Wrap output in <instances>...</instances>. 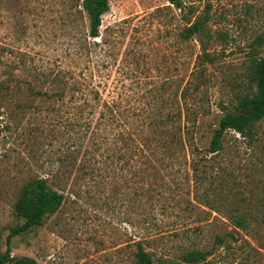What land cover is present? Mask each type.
Segmentation results:
<instances>
[{
  "label": "rangeland",
  "instance_id": "374dc122",
  "mask_svg": "<svg viewBox=\"0 0 264 264\" xmlns=\"http://www.w3.org/2000/svg\"><path fill=\"white\" fill-rule=\"evenodd\" d=\"M181 1L180 11L166 0H108L91 40L79 0H0V253L133 264L139 241L176 264L192 249L208 252L198 264H264V120L252 136L227 131L222 150L206 152L211 129L250 86L251 57L264 58V0ZM204 12L211 81L183 100L198 83L201 51L178 34ZM70 68L115 103L113 131L96 124L102 109L80 113L79 92L52 82ZM186 107L206 115L185 123ZM41 178L63 203L7 244L23 222L14 212L22 188Z\"/></svg>",
  "mask_w": 264,
  "mask_h": 264
},
{
  "label": "trees",
  "instance_id": "16d2710c",
  "mask_svg": "<svg viewBox=\"0 0 264 264\" xmlns=\"http://www.w3.org/2000/svg\"><path fill=\"white\" fill-rule=\"evenodd\" d=\"M166 2L178 10H182L183 3L181 0H166ZM85 14L88 23L87 37L89 39H96L99 36V27L101 24V16L108 10V0H79L76 5ZM208 15L204 12L203 16H196L192 21L184 19V24L179 31V38L182 42L189 40H196L200 54L197 55V66L191 76H195L194 79L198 80V83L188 90L182 89L181 97L186 100L188 94H195L200 91L201 87L207 86L211 79L207 74V66L214 63L215 59L213 54L210 52V40L212 38L211 31L207 26ZM264 41V37H258L256 42L261 44ZM78 44V43H77ZM74 45L73 48H82V45ZM75 55H80L78 49H74ZM73 68L61 72L67 79L56 77L52 79L54 84L68 85L70 91L79 92L80 103L76 107L80 113L86 112L89 115H94L95 110L102 109L105 114L100 111V120L96 124L105 122L104 127L108 130L113 131L114 123V102L108 103L106 101L101 102L99 92L96 90V86L87 78H77L72 72ZM248 77L250 86L247 92L237 97L233 104V110L224 111L221 117L218 119L214 128L211 129V137L207 145L206 152L208 154L217 155L222 150L223 138L227 131H234L241 136H252L254 133V127L260 121L264 120V58L263 57H251L250 64L248 65ZM0 86V104L2 103L3 93ZM5 90H9L8 88ZM62 90V89H61ZM36 96L43 97L46 93L37 91ZM64 92L61 91L56 95V100H62ZM190 110V113L188 111ZM224 110V108H222ZM186 118L185 123L195 124L201 116L205 114L192 112L189 107H186ZM106 115V116H105ZM88 116L84 119L86 126V133L89 132L90 123ZM106 117V118H105ZM181 118V113L178 115ZM150 125V124H149ZM189 135L186 140H188ZM135 146L140 149L145 146V143H136ZM150 150V149H149ZM191 170L194 176L199 171L200 162L192 161L190 163ZM64 197L59 192L49 188L45 179H36L28 182L21 190L18 197V201L14 206V212L16 216L23 220L22 224L10 230L6 243L9 244L10 238L18 234H22L30 229L41 226L45 216L52 214L58 210L60 205L63 203ZM233 223L237 227H243L245 224L241 217H234ZM216 242L220 243L221 240L216 237ZM135 250L133 253V264H176L173 259H169L165 256H156L151 251H146L141 244L137 241L134 243ZM208 252H203L197 249L186 251L181 256L182 264H198L206 259ZM0 264H36V261L28 256L13 257L10 254L9 247L3 253H0Z\"/></svg>",
  "mask_w": 264,
  "mask_h": 264
}]
</instances>
